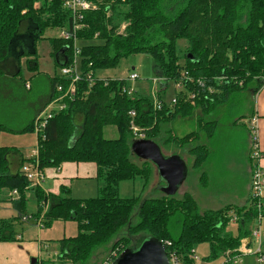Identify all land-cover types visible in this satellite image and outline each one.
I'll return each instance as SVG.
<instances>
[{
	"label": "trees",
	"instance_id": "obj_1",
	"mask_svg": "<svg viewBox=\"0 0 264 264\" xmlns=\"http://www.w3.org/2000/svg\"><path fill=\"white\" fill-rule=\"evenodd\" d=\"M111 10L109 18L105 6L86 13L87 28L79 33V39L102 44L82 45L83 80L73 101L67 100L66 109L55 112L38 132L34 149H38V156L26 160L21 151L0 145V203H10L17 213L12 219H0V242L15 241L14 223L22 221L26 194L31 192L38 204L34 216L44 213V227L56 221L76 222L78 235L59 241L60 259L73 264H86L97 248L109 244L124 229L127 234L113 243L114 261L123 251L138 249L143 242L133 244L134 238L142 235L144 241L158 239L168 256L176 254L181 264H195L193 250L202 243L210 244L207 260L227 251L234 256L242 241L252 236L248 225L258 218L252 196L250 206L242 210L229 205L219 211L202 212L189 193L180 199L167 194L144 200L121 198L120 184L140 178L145 190L152 174V163L134 160L132 122L146 134L145 140L186 150L195 170L210 160V149L202 138L213 139L218 122L209 117L225 104L235 106L237 99H246L249 110L264 86V0H123ZM122 21L128 26L125 34L119 35ZM69 23L70 14L61 0L41 7L37 0H0V76L7 73L19 79L25 57L29 69L40 75L36 47L43 39L50 42L56 64L61 66L66 57L71 59L73 51L68 42L42 38L45 30ZM179 41L187 44L182 56L177 51ZM138 54L151 55L156 77L167 83L185 76V93L177 95L176 105L154 110L150 97L131 98L123 93L128 87L126 80L95 78L90 86L86 78L90 71L96 76L98 71L116 69L122 60ZM59 81V76L48 79V88L26 126L14 129L0 122V135L33 131L37 116L54 100ZM192 94H197L193 101L189 97ZM194 117L199 118L197 131L179 137L166 128L176 119L189 121ZM249 120L243 115L236 124L248 125ZM109 128L116 129L117 138H106ZM15 157L20 164L17 171L12 164ZM36 162L43 173L66 163L96 165L99 195L76 199L67 187L61 188L60 195L47 194L43 190L45 174L41 186H31L22 169ZM206 178L203 174L201 179ZM13 191L18 197L9 195ZM135 213L139 217L136 223L132 220ZM234 218L239 226L236 238L227 232Z\"/></svg>",
	"mask_w": 264,
	"mask_h": 264
},
{
	"label": "rangeland",
	"instance_id": "obj_2",
	"mask_svg": "<svg viewBox=\"0 0 264 264\" xmlns=\"http://www.w3.org/2000/svg\"><path fill=\"white\" fill-rule=\"evenodd\" d=\"M177 11L178 10H176V12ZM59 34L60 28L47 29L43 33L42 38L60 40ZM85 44L86 46H92L100 45L102 42L91 40L80 43V45ZM186 46L187 44L185 41L178 42L177 51L179 56L183 55V50ZM36 48L40 75H36L37 73L29 69L27 58L25 57L21 60L19 79L15 80L7 73L0 76V122L14 129H21L29 122L30 116L39 104L38 101L48 88V77L46 78V76L53 77L60 75V66L55 62L50 42L45 39L40 40ZM131 73H136L139 76L138 80L129 83L136 95H144L151 98V95L156 89L153 80L157 77L155 72V61L149 54L130 56L122 60L116 69L98 71L97 77L100 79L126 80ZM35 78H37V80H34ZM25 81H30L32 83L33 88L31 91H27L23 87L24 83L26 84ZM173 91V85L170 83L168 89H166L160 97L166 101L170 100L174 94ZM237 100L239 101L236 102L235 106V103L225 104L209 117L208 120H216L218 122V127L213 139L207 140L205 137L202 138L203 144H206L210 149L211 158L201 169L195 170L192 168L194 160L186 153V150L177 149L173 145L166 146L156 143L164 157H176L185 165L186 179L183 184L178 187L177 192L172 197L180 199L186 191V193H189L194 199L198 200V206L202 212L219 211L229 205L239 210L245 207L239 204L238 201L245 198H241V196L243 197L246 193L250 182V175L247 171L248 164H250V166L253 164L251 170L253 172L256 162L250 159L249 136L251 135V130L249 124H236V121L242 118L248 111L246 104L247 100ZM198 119L199 118L194 117L187 121L185 119L180 120L179 118L169 123L166 128L175 135L181 137L190 132L197 131L196 122ZM112 131H115L114 135H111ZM105 135L106 138L109 139L117 138L118 136L114 128L107 129ZM37 144L38 137L35 129L23 134L3 132L0 135V145L2 147L15 148L21 151L25 155L26 160L32 158V152L37 147ZM180 154L185 157V160ZM134 158L137 163H142V160L140 162V159L135 156ZM150 166H152V174L147 188L145 190L143 189L144 181L140 178L135 181L122 182L120 184L121 198L141 197V199L144 200L147 198H159L162 194H166L164 190L167 184L160 178L156 167L152 164ZM86 167V172H90L92 176H94V174L96 175V173H92L96 168L94 164L89 163ZM203 174L207 177L204 179L205 181L201 179ZM54 186V181L46 184V188L53 189L55 188ZM70 186L73 188L72 196L74 198L88 199L96 198L99 195V183L95 178L85 181L74 179ZM43 189H45V185H43ZM26 196L27 205L24 217L30 219L27 222L21 221L14 223V230L18 234L28 231L31 232L32 228L30 225H36L35 220L37 218L34 216L38 214L36 198L31 192L27 193ZM211 196L213 203L211 202ZM251 196L250 187V198ZM262 198L264 199V192ZM1 207L0 217L12 219L17 216V213L10 203L1 204ZM135 210H137L138 213V207ZM137 213H135L132 218L134 223L139 220ZM37 229L35 228V232L32 234L30 233V235L36 238V240H42L44 244L40 257L42 261H53V264H73L70 260L60 259L58 242L62 239L74 238L78 235L76 222L56 221L50 227L40 228V231L38 230L39 235ZM238 229V224L236 222H231L227 227V232L236 238L239 236ZM247 229L250 232L260 229L262 233L261 249L264 253V217L261 219V222L256 217L254 221L248 225ZM126 234L127 229H124L118 236L114 237L109 244L97 248L86 264H104L114 261L116 254H112L115 251L111 253L113 243ZM144 237L145 236L142 235L134 238L135 242L133 244H137L140 241L144 242ZM27 239H30L29 235ZM258 247L259 240H256L252 244L251 249L255 252ZM193 251L196 260L195 264H258L256 259L259 255L241 256L237 253L234 254V256L231 254L232 257L229 259L228 252L230 251L221 254L215 259L210 258L207 260L211 254L209 243L197 245L194 247Z\"/></svg>",
	"mask_w": 264,
	"mask_h": 264
},
{
	"label": "built area",
	"instance_id": "obj_3",
	"mask_svg": "<svg viewBox=\"0 0 264 264\" xmlns=\"http://www.w3.org/2000/svg\"><path fill=\"white\" fill-rule=\"evenodd\" d=\"M53 0H37V5L41 7L43 4H51ZM119 1L123 0H61L62 7L69 12L70 14V23L67 26L60 28L59 38L65 42H68L72 46L73 56L71 59L66 57L65 61L63 60V64L60 66V81L55 87V98L53 101L47 105L45 110L39 114L35 120L34 129L38 132L46 127L48 121L53 117L54 113L57 111H63L66 109V101L71 100L73 101L74 97L76 96L79 88L80 82L83 80V60L81 58L82 53V42L79 39V33L87 28V24H85V15L88 12H95L101 9L102 7H106L107 11V18L111 17L113 12L111 10L112 6ZM128 23L125 21L121 22V25L118 29L119 35H124L126 32V27ZM92 65H89V69H91ZM87 80L90 83V86H93L95 83V78L97 77L93 75V72L90 71L86 76ZM100 79V78H99ZM139 76L136 73H131L126 82L128 83V87H125L123 93L128 95L129 97L136 96L135 91L132 89L129 83H133L134 81L138 80ZM185 76H181V79L177 82H166L164 78H156L153 80V83L156 87L154 93L151 95L152 99V106L154 110L161 111L164 106L166 107H173L178 103L177 95L185 93ZM103 80V79H102ZM189 81V80H188ZM172 83L173 85V96L170 100H163L160 96L163 95L164 91L168 89L169 84ZM29 88V85H27ZM197 94L190 95V99L193 101ZM194 105V102H192ZM131 115L134 117L135 113L132 112ZM249 127L251 129V141H250V150H251V159L255 161L257 164L259 163L260 159L262 158L261 150H260V141H259V134L256 126V120H251L249 123ZM131 131L133 133V137L135 140H145L146 134L133 122L131 123ZM33 157L38 156V149L34 150L32 153ZM254 165V171L252 172L251 176V193L252 198L255 201L256 208L258 210V220L261 222L262 219V210L264 199L262 198L264 192V171L259 165ZM22 171L27 175L28 179L31 181V186H41L44 181V173L39 168V164L36 162L35 164L26 165L23 167ZM11 197H18V192L13 191L9 194ZM30 218L23 217L22 221L27 222ZM237 218L233 219V222H236ZM36 225L39 228L44 227V213L41 217L36 219ZM261 239L262 233L260 229L255 230L252 232V236L243 240L241 247L238 249V254L241 256H250V255H259L256 259L258 264H264V253L261 249ZM259 240V247L257 251H253L251 249L252 244ZM229 253V259L231 256V252ZM169 257V256H168ZM193 260L194 251H193ZM117 260V259H116ZM115 261L106 262L104 264H113ZM170 264H181L180 260L177 258L176 254L172 253L169 257ZM37 264H53V261H39Z\"/></svg>",
	"mask_w": 264,
	"mask_h": 264
},
{
	"label": "crops",
	"instance_id": "obj_4",
	"mask_svg": "<svg viewBox=\"0 0 264 264\" xmlns=\"http://www.w3.org/2000/svg\"><path fill=\"white\" fill-rule=\"evenodd\" d=\"M42 75H45V74H42ZM47 77H48V79L52 78V77L46 76V78ZM37 78H35L34 80H37ZM25 82H26L25 85L30 86V88H27V86H25L26 90L31 91L33 88L32 83L30 81H25ZM249 106H250L249 110L244 115L248 116L250 118L249 121L254 120V119L256 120V126H257V130H258V134H259V141H260V150H261V154H262V158L260 159L259 163L258 164L256 163V164L259 165V167H261L264 171V86L258 92V94L252 99V102L249 104ZM42 108H43V105H42V107H40V109H42ZM39 110H37L36 112H38ZM249 151H250V156H251V150H249ZM181 156L185 160V157L183 155H181ZM23 157H24V159H26L24 154H23ZM250 159H251V157H250ZM12 164H13V170L17 171L20 164H19V161L16 157L12 158ZM87 165L88 164H86V163H80V164L66 163V164H63L59 168H49V169L44 170L45 189H43V190L47 194L52 193L55 195H60L61 194V188L67 187L70 189L71 196H72L73 188L70 185L72 184V181L74 179L85 181V180H90V179L96 177L95 174H94V176H92V174H90V172H86L87 171L86 170ZM252 167H253V164H252V166H250V164H248L247 171L250 175V182L248 184L246 193L243 195V197L241 196V198H244V197L245 198L238 201V203L242 204V206H250L249 205V198H250ZM92 173L97 174V167L95 168V171H93ZM51 181L55 182V186H54L55 188H53V189L52 188L51 189L46 188V184L51 183ZM199 183H200V180H199ZM185 193H186V191L183 193L182 196H184ZM76 199H79V198H76ZM195 200L198 203V200L197 199H195ZM211 202L213 203L212 196H211ZM1 204H5V203H0V210L2 209ZM36 218H39V217H36ZM0 219L6 220V219H10V218H3L1 216ZM30 227L32 228L31 232L30 231L22 232L20 234L16 233L15 241H13V242H0V264H37V262L42 261L40 257L42 255L44 244H43L42 240H40V239L36 240V238H33L30 235V233L32 234L35 232V228L36 229L38 228L37 225L31 224ZM38 230H39V228L37 229V231ZM39 231L37 232L38 235H39ZM28 235L30 236V239H27ZM58 245H59V242H58ZM58 248L60 251V245L58 246ZM59 255H60V253H59Z\"/></svg>",
	"mask_w": 264,
	"mask_h": 264
},
{
	"label": "water",
	"instance_id": "obj_5",
	"mask_svg": "<svg viewBox=\"0 0 264 264\" xmlns=\"http://www.w3.org/2000/svg\"><path fill=\"white\" fill-rule=\"evenodd\" d=\"M132 153L142 161L152 163L167 184L165 193L173 196L186 179L185 165L176 157H164L155 142L135 140ZM113 264H170L165 246L156 238L146 239L138 249H127Z\"/></svg>",
	"mask_w": 264,
	"mask_h": 264
}]
</instances>
